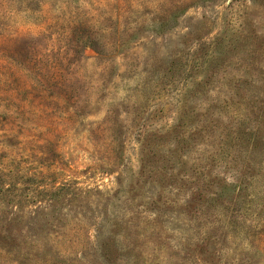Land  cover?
<instances>
[{"label":"rangeland","instance_id":"obj_1","mask_svg":"<svg viewBox=\"0 0 264 264\" xmlns=\"http://www.w3.org/2000/svg\"><path fill=\"white\" fill-rule=\"evenodd\" d=\"M0 264H264V0H0Z\"/></svg>","mask_w":264,"mask_h":264}]
</instances>
